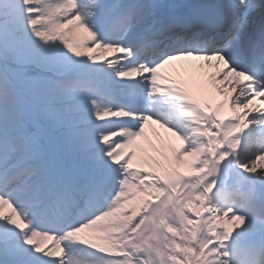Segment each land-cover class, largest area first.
<instances>
[{"label": "snow or ice", "instance_id": "snow-or-ice-1", "mask_svg": "<svg viewBox=\"0 0 264 264\" xmlns=\"http://www.w3.org/2000/svg\"><path fill=\"white\" fill-rule=\"evenodd\" d=\"M89 41L92 52L123 55L90 63ZM50 42L70 58L53 63ZM182 60L214 67L225 100L213 108L163 73ZM81 76L142 103L108 106L77 95ZM165 92L173 98L165 100L168 113L156 107ZM257 99L264 103V0H0V264H79L69 245L88 252L86 264H264V110L253 107ZM29 104L70 136L85 175L68 183L50 178L34 150L43 137L25 117ZM150 125L181 147L169 157L161 137L152 148L163 159L148 156L152 170L145 172L133 160ZM97 134L110 167L105 176L91 151ZM173 160L194 178L169 171ZM233 180L244 196L231 193ZM87 230L100 235L88 238ZM52 238L46 250L42 242Z\"/></svg>", "mask_w": 264, "mask_h": 264}, {"label": "bare ground", "instance_id": "bare-ground-1", "mask_svg": "<svg viewBox=\"0 0 264 264\" xmlns=\"http://www.w3.org/2000/svg\"><path fill=\"white\" fill-rule=\"evenodd\" d=\"M213 80H212V82L214 83V85H216L217 83H220V81L219 80H217V79H214V78H212ZM229 83H231V82H229ZM224 87V86H223ZM234 95H235V93H233ZM234 95H231V96H234ZM138 144V143H137ZM137 150V149H136ZM155 157L156 158H159V159H163V156L161 155V153L160 152H157V151H155ZM187 160V159H186ZM169 167H172V165H170ZM178 170V172H187L188 170H189V168L188 167H186L185 165H183V164H180V169H177ZM52 259H57L56 257H54V258H52Z\"/></svg>", "mask_w": 264, "mask_h": 264}]
</instances>
